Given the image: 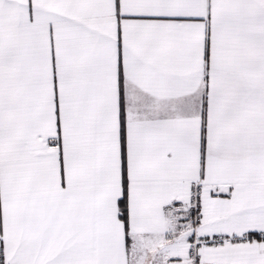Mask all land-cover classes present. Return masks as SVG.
<instances>
[{"label": "snow or ice", "instance_id": "snow-or-ice-1", "mask_svg": "<svg viewBox=\"0 0 264 264\" xmlns=\"http://www.w3.org/2000/svg\"><path fill=\"white\" fill-rule=\"evenodd\" d=\"M0 264H264V0H0Z\"/></svg>", "mask_w": 264, "mask_h": 264}]
</instances>
